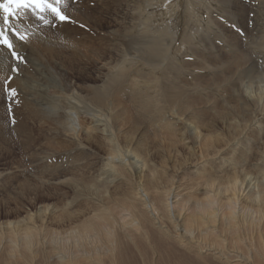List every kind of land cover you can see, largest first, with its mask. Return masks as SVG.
<instances>
[{
  "label": "bare ground",
  "instance_id": "1",
  "mask_svg": "<svg viewBox=\"0 0 264 264\" xmlns=\"http://www.w3.org/2000/svg\"><path fill=\"white\" fill-rule=\"evenodd\" d=\"M215 2L218 0H144L136 9L127 4L124 19L133 22L138 15L140 34L152 32L149 39L137 43V57L128 52L125 39L104 51L101 46L88 48L89 58L87 54L75 58L54 39L56 35L71 36L69 30H44L43 26L48 39L31 35L25 47L41 49L64 77L67 60L82 65L77 81L63 86L58 82L54 92L47 91V96L56 93L67 105L48 108L51 114L65 115L56 121L71 146L107 147L106 168L88 178L72 177V184L68 183L77 197L89 195L98 202V210L92 214L86 212L80 219L82 211L69 205L70 199L67 208L44 204L35 210L32 216L36 215L49 237L45 236L44 243L32 220L17 217L1 221L0 264H194L207 259L206 250L211 251L208 254L214 264H264V34L253 42L251 50L238 33L226 39L230 50L221 48L211 34L215 28L227 33L228 24L245 33L251 2L221 0L216 8L222 14L219 19L212 6ZM77 4L69 0L68 6L81 19L86 14ZM93 16L85 18L88 21ZM95 19L101 27L102 18L97 15ZM216 19L219 25L211 24L214 30L201 27L202 21ZM112 24L117 25L108 22V26ZM116 27L109 31L110 42L119 34ZM128 28L126 32L131 33ZM4 56L0 55L1 73L9 66ZM91 56L99 66L87 68ZM189 56L193 59H187ZM138 63L149 72L137 69ZM143 88L152 91L146 100L142 99ZM74 101L85 102L83 109L76 108ZM209 106L212 115L206 112ZM141 112L152 122L169 126L173 166L167 168L171 173L150 164L154 160L146 143L148 129L137 119ZM179 172L188 179L187 187L180 182ZM121 185L125 187L122 196ZM118 194L114 206L101 203L105 198L114 202ZM16 205H20L16 211L23 209L21 203ZM27 212V218L31 217ZM51 221L59 230L66 228L55 231L46 226ZM47 243L50 248L42 246ZM37 247L42 249L39 260Z\"/></svg>",
  "mask_w": 264,
  "mask_h": 264
},
{
  "label": "rangeland",
  "instance_id": "2",
  "mask_svg": "<svg viewBox=\"0 0 264 264\" xmlns=\"http://www.w3.org/2000/svg\"><path fill=\"white\" fill-rule=\"evenodd\" d=\"M143 1L144 0H71V4L73 5H76L79 2L80 4L78 3L77 5L80 7V10L84 14H86L80 19L77 15L79 13L75 12L74 10L73 12H71L69 6H67V13L68 14L70 13L69 15L72 17V20L75 21L74 23L53 21L51 24H44L42 23V21L38 20V17H36L31 12H29L26 16L28 19L26 17H25L26 19L24 18L23 24L25 23L24 24L25 29H23L24 28L23 27L21 30L29 31L28 33H30L29 34L30 38L28 37V40L25 42L15 41V43L17 45V50L26 58V62L18 63L16 61H13L11 59L10 53L5 52L4 55L7 56L6 60L9 66L8 69L4 68L3 71L4 73L0 72L1 74L0 75V147H1L0 148V222L1 221L5 222L7 220H14L17 217L20 218L25 217L26 220H32L34 222L36 230L38 231V237H40V240L44 243L46 241L45 236L46 238L49 237L48 235L44 234L45 229L44 227H42L40 220L38 221V218H36V215L32 216L35 210L38 209L39 206H43L44 204H49V205H54V207L57 206L58 209L67 208L66 204L67 201L70 199L69 205L73 204L72 207H75L74 209H77V211L79 210L78 211L79 213L82 211V213H80V217H79L80 219L84 218L82 214L86 212L87 213L89 212L88 214H92L94 211L98 210L97 207L98 202H96L95 199H89L91 198L89 195L77 197V195L73 194V191L70 188L71 185L69 184L70 183L72 184V179H71L72 177L80 178V179L82 177L88 178L90 175L97 174V171L104 172L106 168L104 164L106 163L105 152L107 147H103L104 149L103 150L101 148L98 149L96 147L87 148L84 147L83 145L71 146L69 140L63 136L64 133L62 132V128L59 126L58 122L56 121L57 120L56 118H60V117L63 118L65 115L59 114L58 116L60 117H58L55 114H51V111L48 108L49 106L51 108H54V105L58 103H60L61 106H64V104L67 105L66 101L61 102L62 100H60V98L56 96L57 95L56 93L55 95H52V97L47 96V91L54 92L58 82H60V85L62 84L61 86H63L64 84L65 85L72 84L73 81H77L78 76L83 73V67L82 65L77 64L75 61H73V59L67 60V62H65L66 64L64 63V66L67 69V74L64 77L61 74V72L56 68L53 60L51 58L46 57L45 54L42 53L41 49H37L32 45L29 46L28 48L25 46L29 44L31 35L41 36L42 38L44 37V39L47 37L49 38L47 34L48 32L45 33L43 32V26H44V30L50 28L55 29V27H61L63 28L62 32L65 29L69 30L71 36L70 35L61 36L60 38L58 37V35H56L57 37L54 36V39L57 38L56 40L58 41L60 40L59 42L63 47H65L64 49L67 50L68 52L74 53L76 55L74 56L75 58L85 56V54H87V57L89 58V54H91V52L88 50V48L91 49L92 47L93 49L97 47L99 48V46H101L104 51V48L107 49L111 46L121 45L122 44L121 40L124 39L126 40L125 43L128 45L127 47V49L129 50L128 52L131 53L132 56L137 57L138 54L134 51L137 47V43L149 39L150 36L149 34H152V32L149 31L147 35L142 36L140 34V30L142 26H140L137 21L138 15L136 16L133 22L129 20L130 18L124 19V16H126L125 12L127 9L125 7L131 4V5H135L134 9H136V6H141V5L143 6ZM210 1L212 3L216 0H210ZM220 2L221 0H218L217 3L215 2L212 4V6L214 7L216 6L215 8L213 7V10L215 11V14L217 13L216 17H218L219 15L218 19L221 18L222 16V14H220L219 11L216 10V8L221 6ZM250 2L251 3L249 4L248 13H247L249 19L247 22V30L245 33H240V31L236 30L235 27H233L234 24L233 25L228 24V28L230 30L227 31V33L224 32L223 34L222 32L218 31L217 28H215L216 30L214 31V34L213 33L211 34V36L214 35L212 37L215 39L217 44L220 45V47L225 49L226 51L230 50L231 48L227 44L228 43L227 40H230L232 38L231 35L233 33L235 34L238 33L240 35V38L244 40V41L242 40L243 44L245 45V47L248 48V50H251V46L253 42L254 43L258 42L259 38L262 37L264 34V2H262V0H250ZM68 9L70 12L68 11ZM130 11H132V8L130 9ZM93 14L96 15V17L97 15H99L102 18L101 27H97L98 25L95 23L96 20L95 16L88 17V19L89 18L92 19V21L91 19H89L92 23L89 20L88 22L87 19L85 18V16L88 15L91 16ZM41 15H45L46 18L49 17V19L51 20L50 14L42 13ZM156 18H158V16ZM109 21L114 22L115 24L117 23V25L113 26L112 24V26H108ZM123 21L126 22V24L123 23ZM214 22H216L219 25V21L216 19V21L215 20L202 21L201 27H203V29H207L208 27L209 29L214 30V25H211ZM13 23L19 24L20 21L18 22L14 21ZM35 24L39 26H36ZM116 26L119 27L118 28L119 34L117 35L118 38L117 37L113 38L112 41L110 42L108 40L109 31L114 27L117 28ZM127 26L129 27L128 29H131V33L126 32ZM179 26L181 27L183 26V24L180 23ZM71 27L75 28L74 32H71V29H73ZM38 29L43 33L39 32ZM75 38H77V42L75 41ZM70 40H72L71 43ZM83 40L84 42L85 41L87 42L84 43ZM88 44L91 46H88ZM35 46L37 47V45ZM262 47L263 46L261 45L258 46L260 50L262 49ZM258 57L259 55H253L254 59ZM94 58L91 56V58L88 59L89 64L87 68H91V67L94 68L96 66H99L98 63L94 62ZM182 58H184V56ZM104 59L105 58H103L102 62H99L100 66L102 65ZM13 64H16L17 67L20 69L18 73L10 72V67ZM39 68H41L42 70ZM136 68L137 69L143 68L141 69L142 71L140 70L143 73L149 72L146 71L148 70L146 69V67H144L139 63H138V67ZM107 70H108L107 66L106 67L104 66L103 71H107ZM9 74L12 75L13 79L8 84V87L16 88L18 91V95L16 98L18 102L16 103L10 101L7 98L6 93L4 91L3 80L6 79ZM36 84L38 85V88ZM99 85L100 84H98L97 86ZM151 93L152 91L149 92V90L144 89L142 99L146 100V95ZM211 94L213 95V91H211ZM197 95L200 94L198 93ZM42 96H45V98ZM234 96L235 95L232 94V99H234ZM56 98H58L60 102H58ZM124 99L127 100V98ZM50 100L52 101L50 102ZM10 103L12 104V114L14 115L16 121L15 125H13L10 122V118H9L8 105ZM72 103L73 105L75 104V106H77L76 108L80 107V109H83L85 102L78 103L74 101ZM127 103H130V101H128ZM70 107L73 106L70 105ZM208 108L210 109H207V111L204 108H202V111H206L207 114L212 115L213 114L212 107L209 106ZM61 110L64 111V107H61ZM75 111H80V110L76 109ZM142 112L137 114V119L139 123H143V125L145 124L146 128L148 129V134H147L148 142L146 143H149V148L151 151L150 153H152L151 159L154 161L156 160L155 162L150 161V164L155 163L154 167L157 170L163 169L166 170L167 174L171 173L172 170L170 168H167L168 165L173 166L172 164L173 154L170 151L172 144L170 142L171 139L169 134L170 132L167 129V127L169 126L168 125L166 126L165 123H162L160 121L152 122L151 118L149 117L146 118L145 117L146 115L143 114ZM81 114H80L81 120L83 121L85 115L82 112ZM208 120H210V117L208 118ZM64 143L67 145H65ZM69 145L70 147L68 148ZM200 147H201L200 141L197 140L195 144L197 157L200 156V150H201ZM255 155H257V152L254 154V156ZM250 169L253 173L256 172L258 173V171L255 170L254 168H250ZM262 169H264V167H262ZM182 173L183 172L178 173L179 177L182 175ZM54 176H60V178L55 180ZM160 177H163V173L161 174ZM109 178L110 179L113 178V175H110ZM68 179L71 180L69 181ZM180 179H181L180 182L182 184L185 183L184 186L187 187L188 179H186L184 175H182ZM63 181H66L67 183ZM124 189H125L124 185H121L119 189V192H121L120 193L121 196L122 193L124 192ZM81 194L83 195V193ZM118 196L119 194L115 196L114 202L113 200L106 201L105 198V200H101V203L105 202V203H109V205L111 206H114V203H116L117 201L116 199ZM72 200L73 203H71ZM17 203L18 204L21 203V206L23 205L22 206L23 209L17 210L18 212L15 210L16 207L18 208V206H20V205L17 206L16 205ZM27 210L29 211L27 212ZM113 211L115 212L116 210L114 209ZM26 212L29 215H31V217L27 218ZM46 226L47 227L49 226V228L52 227L53 229H56L55 231H61V229L63 230L66 228L64 226L59 230L60 228L59 225H56L55 223H53V221H51V223L49 224L47 223ZM36 230L34 231V233L37 234ZM62 235L63 234L61 233L59 234V236ZM38 246L40 247L41 245ZM42 246L43 247L47 246L48 248H50V244L48 245V243L47 245H42ZM39 247H37V250ZM205 248H203V251L205 250ZM38 251H40L37 254V259L39 260L38 257L41 256L40 253L42 252V249L40 248ZM206 251L207 253L204 251L203 254L204 256L207 257V259L205 258V260L203 259L198 260L194 264H214L213 263L214 260L208 254L211 251L210 250H206ZM205 253L208 255H206ZM232 253L233 252L231 251L229 254Z\"/></svg>",
  "mask_w": 264,
  "mask_h": 264
},
{
  "label": "snow or ice",
  "instance_id": "3",
  "mask_svg": "<svg viewBox=\"0 0 264 264\" xmlns=\"http://www.w3.org/2000/svg\"><path fill=\"white\" fill-rule=\"evenodd\" d=\"M68 0H0V55L5 52L10 53L11 59L18 63H25L26 58L17 50L15 41L25 42L28 40L29 33L22 31L24 18L29 12L34 14L44 24H50L53 21L75 22L67 13ZM42 13L50 14L51 20ZM20 21L19 24L13 23ZM235 27V25H233ZM7 59V56L4 57ZM191 60L193 57L189 56ZM20 69L16 64L11 65L10 72L18 73ZM12 75H8L3 80L4 91L7 98L13 103L16 100L18 91L16 88L8 87L12 81ZM10 122L15 125V117L12 114V104L8 105Z\"/></svg>",
  "mask_w": 264,
  "mask_h": 264
}]
</instances>
